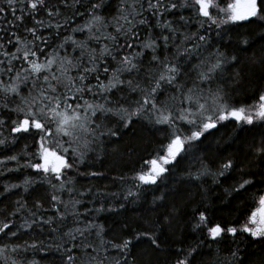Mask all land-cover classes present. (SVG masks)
<instances>
[{
    "label": "snow or ice",
    "instance_id": "obj_1",
    "mask_svg": "<svg viewBox=\"0 0 264 264\" xmlns=\"http://www.w3.org/2000/svg\"><path fill=\"white\" fill-rule=\"evenodd\" d=\"M107 5L108 0H3L0 6V108L16 114L15 119H10L12 133L37 142L35 160L27 161L24 166L37 170L56 190L50 194L55 209L53 216L25 219L18 227L32 229L40 225L43 230L42 226L47 225L52 232H57L69 216L74 225L62 233L60 243L44 246L42 241L39 244L34 241L27 247L16 244L12 252H26L28 248L52 252L57 254L59 264H137L133 250L142 240H146L152 250H161L160 234L166 230L161 221L167 227L173 226L182 213V199L173 200L163 217L156 221V230L129 233L128 225L121 224L120 239H108L105 225L94 221L82 223V218L88 211L117 212L124 209L125 204H101L82 211L79 206L83 201L74 193L83 196L85 192L76 187V177L68 174L75 171L88 177L103 176L102 170L81 169V165L103 161L109 154H134L131 141L138 138L137 124L141 121L153 128L166 126L156 131L166 132L169 142L165 155L157 153L147 161L149 168L136 171L132 180L137 191L129 188L125 200L130 196L139 199L141 185L159 187L164 184L169 178L165 174L179 167L177 157L183 159L182 153L187 155L196 146L193 141H200L201 137L207 139L206 133L211 134L218 124L230 119L236 122L234 131L237 133L253 131L256 125L261 127L262 143L254 151L255 159L264 166V0H234L223 8L215 0H192L191 3L189 0L179 3L119 0L116 14L111 16L104 14ZM187 8H195L196 15L204 18L195 21L197 30L194 32L182 31L165 17L166 12ZM210 9L215 11L210 12ZM6 10L13 21L4 15ZM41 11L45 14L43 18H40ZM145 12L154 19H148ZM25 13L32 20L31 26L23 27L30 39L19 33ZM85 14V23L73 27L74 17ZM179 19L185 24L191 23L183 15ZM240 22L257 24L260 29L254 34L261 44L260 51L252 52L250 57L247 53L256 43L250 36L240 38L238 50H227L231 47V30L222 26ZM109 28L112 31H108ZM142 28L148 31L144 38H141ZM62 29L70 30L73 35L64 36L51 46L50 42L60 36ZM152 29L160 31L153 34ZM45 30H50L49 35L44 34ZM85 30L83 39L75 36ZM93 42L97 47L92 46ZM201 49L208 50L207 55ZM245 59L248 63L242 66ZM257 81L259 91L253 102L244 104L234 100L236 93L247 91ZM114 90L118 99L113 98ZM13 95L18 102L11 99ZM4 124L5 120L0 118V126ZM182 124L190 126L189 134H184ZM6 141V137L0 138V145H5ZM7 159L16 161L18 157L12 155ZM234 170L244 173L245 166L229 158L218 166L202 161L199 169L187 171L185 175L190 181L211 176L213 183L221 185L220 178L228 177ZM258 178L264 180V171L258 175H241L228 187H222L219 199L226 203L250 191ZM53 179L59 183L53 184ZM32 183L33 180L24 181L25 191ZM197 186L202 189V201H206L209 190L202 184ZM17 187L19 185H6L5 191ZM170 194L173 197L185 195L179 187ZM168 195L161 193L154 197L153 205L159 201L160 206H166ZM256 199L258 207L239 226L215 223L209 228L208 205L195 213L198 218L193 230L206 229V236L217 245L216 255L226 239L235 244L226 258L227 264H250L248 245L242 248L236 243L241 239L238 233L247 234L252 245L264 244V193ZM35 207L44 205L37 200ZM17 231L10 222H0V235L15 237ZM91 235H95V241L88 240ZM204 247L210 245L199 240L179 248L174 264H199ZM110 250H115L117 255L110 256ZM6 251L7 246L0 247V258L8 259L4 256ZM261 252L264 253V248ZM11 264L18 261L13 259ZM29 264H39V261L33 259ZM261 264H264V256Z\"/></svg>",
    "mask_w": 264,
    "mask_h": 264
},
{
    "label": "trees",
    "instance_id": "obj_2",
    "mask_svg": "<svg viewBox=\"0 0 264 264\" xmlns=\"http://www.w3.org/2000/svg\"><path fill=\"white\" fill-rule=\"evenodd\" d=\"M119 0H108V5L104 9V14L111 16L116 14L117 4ZM167 2V0H166ZM179 3L180 0H174ZM192 0H189L191 3ZM234 0H215L221 8L226 7L228 3H232ZM0 6H3V0H0ZM146 6V5H145ZM210 11H215L211 9ZM4 15H7L9 21H13V17L8 14L7 10ZM19 15V12H17ZM183 15L191 21V23L185 24L179 17ZM45 16L44 12L41 11L40 18ZM145 16L148 19H154L151 15L145 12ZM167 19L173 20V23L181 28L182 31L194 32L197 30L195 21L197 19H204L196 15L195 8L187 9H175L165 13ZM87 19L85 16L74 17L72 26L76 24H84ZM15 23V22H14ZM32 20L25 13V19L23 24L19 28V33L22 36H28V33L23 31L24 25L31 26ZM8 28V24L2 25ZM223 28L230 29V36L232 38L231 47L228 51L238 50L239 40L243 36H250L256 41L254 47L250 48L247 56L250 57L252 52H259L261 44L258 41L256 33H258L259 26L254 23H239V24H228L222 26ZM215 29V25H213ZM15 30V28H13ZM108 31H112L111 28ZM159 29H152L153 34H157ZM50 30H45L44 34L49 35ZM167 34V33H166ZM73 35L70 30H61L60 36H56L52 39L51 46H55L64 36ZM85 33H76L77 38L83 39ZM148 35L146 29H141V38ZM179 35L177 36V42H179ZM93 47L97 45L93 42ZM66 47H68L66 45ZM14 50V49H12ZM50 49H45L49 51ZM172 49H169L171 52ZM204 55H207L208 50L201 49ZM63 55L64 53L61 52ZM148 53L146 52V57ZM248 60L245 59V65ZM19 67V62H16ZM192 73H190L191 75ZM7 80V77H4ZM23 88V85L21 86ZM231 91V89H229ZM259 91V81L248 88L247 91L236 93L234 100L237 103L249 104L253 102ZM135 96V94H132ZM113 98L118 99V93H113ZM163 98V97H161ZM12 100L18 102L17 98L13 95ZM11 104V101H10ZM0 118L5 120V124L0 126V133L3 136L0 138H7L5 145H0V222H10L13 226V230H18L15 237L8 235H0V247L7 246V251L4 256L7 260L0 258V264H11L13 259L23 264H29L33 259L39 261V264H59L57 254L52 252L36 251L31 248L25 252L18 250L12 252V247L16 244L27 247L34 241L39 244L43 242L44 246L54 245L61 242L62 233L67 231L68 228L73 227V219L71 216L64 222L63 227L59 228V231L52 232L50 227L43 225L41 230L40 225H34L32 229H20L18 226L23 224L25 219H39V217L53 216L55 209L52 208L50 201V194L55 189L45 181L44 176L37 172V170L30 167H25L27 161L35 160V153L37 150V142L31 137H21L20 134L11 132L10 119H15L16 114L8 110L0 108ZM236 122L234 120L224 121L217 125L216 129L211 130V134H205L207 139L201 137L200 141H193L196 145L187 155H183V159L177 157L179 161V167L174 172L166 173L168 180L164 184H160L159 187L141 185L139 190L140 198L137 199L135 196H130L127 200L124 197L127 195L128 189L132 188L133 192L137 189L133 187L132 177L136 171L144 168L147 169L150 165L147 163L150 159L156 157V154H166V144L168 141L167 133H161L156 131V128H166L164 125H158L153 128L141 121L137 124V132L139 136L136 140L131 141V145L135 151L132 155H114L109 154L103 161L100 162H86L81 165V169L89 168L91 170H102L103 176L88 177L86 175H78L75 171H69V175L76 177V187L80 191H84L85 194L80 196L79 193H74L77 198L81 199L83 203L79 206L82 211L92 210L98 208L101 204L104 205H119L120 203L125 204V208L117 212H101L96 213L94 211H88L86 217L82 218L84 221H94L105 225V235L108 239L119 240L123 233L121 232L120 225L127 224V232L133 230L143 231L156 230V221L160 220L161 217L168 210V206L171 205L174 199H182V213L178 217L177 221L174 222L172 227H167L166 224L160 234L161 250L154 251L148 247V242L142 240L137 247L133 250L137 255V264H174L175 259L178 255V249L186 247L194 241L204 240L206 245L210 247H204V255L200 257L199 264H227V257L229 252L235 247V244L231 243L230 240H225L219 245V255L215 254V248L217 247L211 241V238L206 236V229L193 230V225L198 218L195 213L208 205L209 221L208 227H214L215 223H219L221 226H239L243 223L248 215L258 207V200L256 197L264 193V180L258 178L255 187H252L250 191L243 192L242 195L230 198L228 202H221L219 199L222 194V187H228L231 183L239 179L241 175L254 174L258 175L261 171H264V166L259 165V162L255 159L256 153L255 148L260 146L262 143L261 127L256 125L253 131H240L237 133L234 131ZM184 134H189V127L181 125ZM252 128V126H247ZM13 137H17L13 139ZM202 141V142H201ZM187 148V144L185 145ZM16 155L18 160H8V156ZM234 159L237 162L245 166V172L233 171L228 177H222L221 185L213 183L212 177H204L201 181H190L186 178L187 171L195 172L201 167V162L208 163L210 165L218 166L219 162L224 159ZM172 167V165H168ZM49 177L51 173L47 174ZM120 177H124L123 180ZM33 180L34 183L28 185V191H25L24 181ZM53 184H58L59 181L53 179ZM159 183V182H158ZM16 184L19 187L5 191L6 185ZM202 184L204 188L209 190V194L206 201L201 199L202 189L197 185ZM180 188L181 192L185 195L182 197H173L170 193ZM91 188V192H87L86 189ZM214 190V191H213ZM113 193L117 195L114 196ZM161 193L169 194L166 206H160L161 202L157 201V204L153 205V199L159 196ZM64 199L67 200L68 196L66 193L63 194ZM39 200L44 207H35V202ZM17 201L20 204H17ZM23 205V207H21ZM19 208V211L17 209ZM154 208L156 210H154ZM15 212V216L11 213ZM36 213L33 217L32 213ZM59 223V221H57ZM82 226V225H81ZM7 231V230H6ZM241 237L236 243L240 244L241 247H245L247 244L246 251L250 264H261V258L264 253L261 249L264 248V244L252 245L247 239V234L238 233ZM89 241H95V235L88 236ZM27 242V243H26ZM145 250H147L145 252ZM110 256H115L117 253L115 250L109 251Z\"/></svg>",
    "mask_w": 264,
    "mask_h": 264
}]
</instances>
